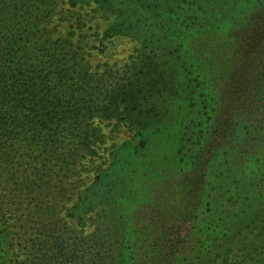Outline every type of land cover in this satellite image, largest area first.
I'll use <instances>...</instances> for the list:
<instances>
[{"label": "trees", "instance_id": "16d2710c", "mask_svg": "<svg viewBox=\"0 0 264 264\" xmlns=\"http://www.w3.org/2000/svg\"><path fill=\"white\" fill-rule=\"evenodd\" d=\"M223 1L230 6L214 14L194 7V0H117L119 24L111 29L144 38L139 60L118 67L93 66L88 57L94 47L85 34L62 36L50 27L54 0H0V210L14 211L15 228L6 235L22 257L17 264H153L164 256L147 247L133 252L124 229L116 261L114 239L97 230L85 235L57 216L74 194V213L110 204L133 161L129 155L139 151L120 146L106 168L96 167L95 180L75 193L79 165H91L99 142L91 123L118 119L144 129L157 103L173 101L180 73L185 101L195 103L203 120L189 124L190 132L171 149L175 156L184 153L190 168L204 167L203 187L216 193L203 203L214 247L202 264H264V225L248 231L246 246L231 243V226L249 228L252 212L264 208V103L243 113L248 91L264 76V0ZM212 81L223 83L213 95ZM218 114L225 120L214 123ZM237 161L227 171L228 183L220 182L222 168ZM119 218L112 222L124 228Z\"/></svg>", "mask_w": 264, "mask_h": 264}, {"label": "rangeland", "instance_id": "374dc122", "mask_svg": "<svg viewBox=\"0 0 264 264\" xmlns=\"http://www.w3.org/2000/svg\"><path fill=\"white\" fill-rule=\"evenodd\" d=\"M194 1V7L197 9L204 8L214 14L225 11L230 6L229 2L223 0ZM118 9L121 7L117 0H54L50 27L62 36L71 32L75 36L79 33L85 34L94 47L88 57L93 66L108 64L122 67L139 60L144 38L119 34L118 28L115 31L111 29V25L119 24L118 14L115 13ZM154 47L160 46L155 42ZM178 79L180 87L177 82L172 91L173 101L157 103L159 107L154 110L152 118L144 129L129 128L118 119L94 120L91 123V129L99 142L96 146H92L96 155L92 158L91 165L85 168L79 165L78 175L72 181L76 185L75 193L88 187L95 180L96 167L101 165L106 168L110 153L118 151L120 146L138 147L139 151L136 153L138 156L129 155L133 161L124 170L120 187L114 191L110 204L92 207L84 214L74 213L70 211L78 199V195L74 194L62 203L65 209L57 216L61 224L82 231L85 235L97 230L114 239L112 245L113 247L116 245V251L112 248L111 254L116 261H119L117 253H119L120 236L125 230L129 235L133 252L136 253L138 249L142 251V247L144 249L147 247L149 253L159 251L160 254H164L163 257L155 256L154 259L147 256L146 259H151L153 264H202L205 260H211L206 254L214 247L212 241L207 238V234L212 233L210 232L212 227L207 219L210 211L205 209L203 203L210 201L216 193L210 188L203 187L205 184L201 180L203 173L206 172L204 167L190 168L189 164H183L186 161L185 154L183 153L181 157L178 154L175 156L171 149L172 143L179 136L190 132L189 124L191 126V123L203 120L196 114L195 103L185 101L184 74L180 73ZM222 84L212 81L211 94L218 91ZM247 98L248 104L243 110L246 114L248 109H252L258 103H264L262 74L248 91ZM155 106L156 103H152V107ZM255 113L258 114V111ZM212 118L214 123L225 120L219 114L213 115ZM246 149L250 150L251 144L243 150ZM249 153L252 151L247 152ZM239 164L237 161L224 166L222 168L224 174L220 182L227 184L228 169ZM208 193L211 198L208 197ZM13 212L1 206L0 231L4 233L0 232V238L5 257L0 264H8L9 261L17 264L22 258L16 251L15 239L11 234L6 235L7 231L13 229L15 217ZM117 214H120L119 219L125 225L124 228L117 227L119 223L112 222L114 215ZM78 219L82 221L79 222ZM251 219L252 226L247 229L242 225L231 226L233 233L231 243L235 248L246 246L244 237L249 234L248 231L256 233V228L264 225V208L255 209ZM141 234L142 236L139 237ZM220 259L223 260L224 257Z\"/></svg>", "mask_w": 264, "mask_h": 264}]
</instances>
